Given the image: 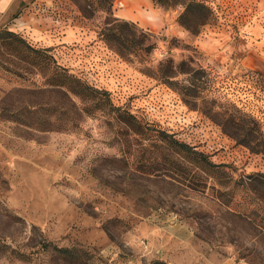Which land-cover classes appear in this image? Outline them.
I'll return each mask as SVG.
<instances>
[{
  "label": "rangeland",
  "instance_id": "1",
  "mask_svg": "<svg viewBox=\"0 0 264 264\" xmlns=\"http://www.w3.org/2000/svg\"><path fill=\"white\" fill-rule=\"evenodd\" d=\"M201 1L0 12V264H264V19Z\"/></svg>",
  "mask_w": 264,
  "mask_h": 264
},
{
  "label": "trees",
  "instance_id": "2",
  "mask_svg": "<svg viewBox=\"0 0 264 264\" xmlns=\"http://www.w3.org/2000/svg\"><path fill=\"white\" fill-rule=\"evenodd\" d=\"M114 0H106L107 4L111 6L113 4ZM156 2L166 5L168 7H173V6H182L184 9L181 13V21L183 22L184 20H188L190 17V14L193 13H204V12H210V7L203 1L201 0H155ZM208 20V18H199L196 24V28L199 27V25L203 24ZM7 34L9 37V43L12 42H20L25 45V49L27 51H33L35 53H42L44 54V64L43 67L45 69L51 68L52 71L50 73V81L48 84L58 87V88H64L65 89V94L67 93H77V88L75 87L76 83H80L78 78L74 76V74L70 73L69 70L63 66H60L57 64L56 60L47 52V48H37L30 43H27L26 39L23 38L22 36H19L13 31H7L4 32ZM54 61V62H53ZM169 74H166L168 77ZM90 87V88H89ZM82 92H86L88 94H92L94 92H103L98 88H94L91 86H85L84 90L81 89ZM19 115V114H17ZM246 136L245 139L242 138L243 141H245L247 144H249L254 150L258 149V146L262 143L263 139L257 134L256 130H249L246 131ZM257 223V222H256ZM259 224V223H257ZM263 229L264 226L260 224Z\"/></svg>",
  "mask_w": 264,
  "mask_h": 264
},
{
  "label": "crops",
  "instance_id": "3",
  "mask_svg": "<svg viewBox=\"0 0 264 264\" xmlns=\"http://www.w3.org/2000/svg\"><path fill=\"white\" fill-rule=\"evenodd\" d=\"M14 0H0V12H6L13 3ZM255 3L258 4V9L256 10L257 18L264 19V0H254ZM122 14L130 15L127 11L122 10ZM135 18V16H133ZM136 19V18H135Z\"/></svg>",
  "mask_w": 264,
  "mask_h": 264
}]
</instances>
